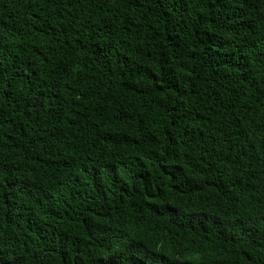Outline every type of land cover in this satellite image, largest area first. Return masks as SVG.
<instances>
[{
  "label": "trees",
  "instance_id": "1",
  "mask_svg": "<svg viewBox=\"0 0 264 264\" xmlns=\"http://www.w3.org/2000/svg\"><path fill=\"white\" fill-rule=\"evenodd\" d=\"M0 264H264V0H0Z\"/></svg>",
  "mask_w": 264,
  "mask_h": 264
}]
</instances>
